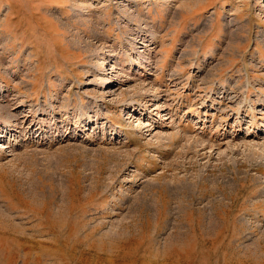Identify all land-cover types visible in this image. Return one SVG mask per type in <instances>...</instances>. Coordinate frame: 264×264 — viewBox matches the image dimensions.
Here are the masks:
<instances>
[{
	"label": "rangeland",
	"instance_id": "1",
	"mask_svg": "<svg viewBox=\"0 0 264 264\" xmlns=\"http://www.w3.org/2000/svg\"><path fill=\"white\" fill-rule=\"evenodd\" d=\"M0 264H264V0H0Z\"/></svg>",
	"mask_w": 264,
	"mask_h": 264
}]
</instances>
